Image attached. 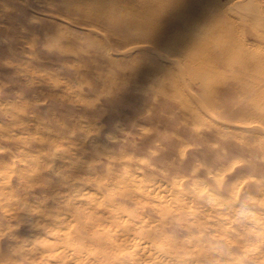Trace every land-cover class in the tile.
Masks as SVG:
<instances>
[{"label":"rangeland","instance_id":"obj_1","mask_svg":"<svg viewBox=\"0 0 264 264\" xmlns=\"http://www.w3.org/2000/svg\"><path fill=\"white\" fill-rule=\"evenodd\" d=\"M0 264H264V0H0Z\"/></svg>","mask_w":264,"mask_h":264},{"label":"bare ground","instance_id":"obj_2","mask_svg":"<svg viewBox=\"0 0 264 264\" xmlns=\"http://www.w3.org/2000/svg\"><path fill=\"white\" fill-rule=\"evenodd\" d=\"M144 1V0H143ZM95 7V6H94ZM194 7V6H193ZM93 8V7H92ZM144 8V7H143ZM181 10V9H180ZM85 16V15H84ZM199 16H200V14H198V13H196V11L195 12H193L192 13V15H191V17H189V19L186 21V22H184L185 23V25H183L182 23L181 24H179V23H176L174 26H176V27H180V25H183V26H185L186 27V25L187 26H189V24H191V23H193V22H195L198 18H199ZM205 17V16H204ZM203 17V18H204ZM85 18V17H84ZM205 19V18H204ZM127 21V20H126ZM129 25H131V26H135V27H143V28H148L149 30H151L152 32H153V30H155V28H154V25H155V22H147V23H142V22H136V23H129ZM216 25V24H215ZM219 25H220V23H219ZM182 27V26H181ZM220 27V26H219ZM219 27H216V28H219ZM215 28V27H214ZM213 28V29H214ZM147 29V30H148ZM183 29H184V27H183ZM148 33V32H147ZM161 34H159L160 35V37H158V38H156V40L157 41H163V31H161L160 32ZM147 36V35H146ZM153 38V37H152ZM145 41V40H144ZM143 41V42H144ZM140 42V41H139ZM147 42V41H146ZM151 42V41H150ZM149 42V43H150ZM213 48V47H212ZM184 51H185V49H184ZM134 183L136 184V185H138L139 183H140V180H138V179H135L134 180ZM156 187V186H155ZM154 190L156 191V192H159L160 191V188L159 187H156V188H154ZM134 246H135V249L137 250L138 248H140V249H142V250H144V252L146 251V253H150V254H152V258H150L151 260H160V257L158 256V255H156L155 253H151L150 252V250H149V248L148 247H146L145 245H143L141 242H137V243H135L134 244ZM138 251V250H137ZM139 252V251H138ZM150 257H151V255H150Z\"/></svg>","mask_w":264,"mask_h":264}]
</instances>
